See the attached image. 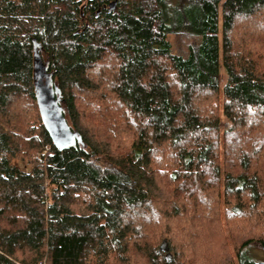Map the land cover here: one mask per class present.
Returning <instances> with one entry per match:
<instances>
[{
    "label": "trees",
    "instance_id": "1",
    "mask_svg": "<svg viewBox=\"0 0 264 264\" xmlns=\"http://www.w3.org/2000/svg\"><path fill=\"white\" fill-rule=\"evenodd\" d=\"M262 10L264 0H0V264H264L244 254L264 247V166L252 167L264 158V57L233 35ZM170 35L196 40L181 55ZM38 63L79 136L69 149L41 119ZM221 67L225 136L215 106L198 107L199 93L220 91ZM247 111L262 120L240 135Z\"/></svg>",
    "mask_w": 264,
    "mask_h": 264
},
{
    "label": "rangeland",
    "instance_id": "2",
    "mask_svg": "<svg viewBox=\"0 0 264 264\" xmlns=\"http://www.w3.org/2000/svg\"><path fill=\"white\" fill-rule=\"evenodd\" d=\"M233 35L236 36V38H237V39H234V41H238V39H240V38L244 39L243 45H245L244 49H247L246 52H250L251 55H254V56H256L259 52H261L263 57H264V10H262L259 13H256L250 21L240 19L236 23L235 30L233 31ZM169 40L171 42L172 50L174 53L186 55L189 51V46L191 44H193L196 39L194 37H189V36H185V35H170ZM236 43L238 44V42H236ZM239 46H240V44H239ZM239 50H240V47H239ZM235 51H233V52H235ZM243 51L244 50H242L241 52H243ZM261 63H262L261 68H263L264 67V61H262ZM102 70H103V67H101L99 71H102ZM94 75L97 76L98 73L94 74ZM226 81H227V76H226L224 67H221V88H220V91L216 94L215 98L212 97L211 92H208V91H204L203 93L198 94V99H199L198 100V107L201 110H206L207 108H209L211 106L212 107L215 106L214 107L215 110H217L218 115H220V123H219V128L221 131L220 133H221V135L224 134V136L226 134V129L230 128V125H231L228 118L223 114V106H224L225 99L223 97L222 88L225 85ZM94 101H95V103H98L97 100L94 99ZM17 102L20 105H22L23 99H19V101H17ZM89 104H90V102H89ZM95 108H96L95 106H93L91 108L89 106L86 110L88 111V113H91L92 110H94ZM25 112H27L26 108L23 109V111L21 113V117H19L22 121H25L27 119L26 117L28 116V114ZM246 113H244V114H245L246 120L248 122L247 126L244 128H241V129L237 128V130H236L237 133H239L240 135L242 133L245 134V132H247V130L249 128L254 129V127L256 125L255 122L262 120V116L260 117V115L251 113V111H247ZM232 138L236 139V136H232ZM223 149H224V147L222 148V152H223ZM44 152L46 153V149L44 150ZM38 156H39V153L34 152L26 160V162H22V164H26L28 166L32 165L33 160L38 158ZM223 158H224V155H223ZM258 165H261V167L264 166V158H256V161H253L252 167L254 170L256 169V167ZM204 179H206L207 182H210V176L209 175L208 176L206 175V177H204ZM185 226L186 225H183L182 227H185ZM204 227H207V225L202 226V227H200V225L197 227L195 226V228L197 230L199 228L204 229ZM195 228H194V231H195ZM203 229H202V231H203ZM205 229L214 230L210 227H207ZM238 231H239V229H238ZM241 231H242V229H241ZM241 231H239L238 233H240ZM225 233H226L229 249H230L231 253L233 254V256H235L236 262H237V257H236V252H235L234 245H233L232 236H231V233L227 227H226ZM218 241H216L215 244H217ZM198 242H197V239L194 241L196 248H198L197 249L198 252L203 254V256L207 255L205 246L202 245L201 243L199 244ZM200 248H202V250ZM244 254L247 255L250 259H252L254 261L264 262V247H262L260 244H258L256 242L248 245L244 251ZM201 258L196 257V260H195L196 264L202 263Z\"/></svg>",
    "mask_w": 264,
    "mask_h": 264
},
{
    "label": "water",
    "instance_id": "3",
    "mask_svg": "<svg viewBox=\"0 0 264 264\" xmlns=\"http://www.w3.org/2000/svg\"><path fill=\"white\" fill-rule=\"evenodd\" d=\"M116 4V1L111 2L109 10H115ZM33 42L36 60H38V43L36 39H33ZM37 69L36 96L41 119L54 145L61 150L69 149L79 140V136L72 129L65 116L58 92L52 86L51 75L44 76L39 63Z\"/></svg>",
    "mask_w": 264,
    "mask_h": 264
}]
</instances>
